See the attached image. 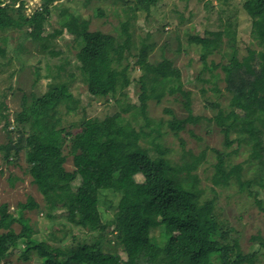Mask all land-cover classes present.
<instances>
[{"label":"trees","instance_id":"trees-1","mask_svg":"<svg viewBox=\"0 0 264 264\" xmlns=\"http://www.w3.org/2000/svg\"><path fill=\"white\" fill-rule=\"evenodd\" d=\"M58 1L41 0L42 8L34 16H28L24 7L15 6L18 2L24 4L25 0L7 3L0 0V30H6L21 17L25 24L33 25L35 18L51 14ZM158 1L115 0L119 7L134 6L136 12L131 20L121 21L118 35L95 30L76 38L77 58L91 95L107 97L109 91L100 83L127 74V66L120 69L117 65H121L125 53L134 47L131 21H137L143 12L149 16ZM243 8L259 48H249L248 54L240 58L235 44L238 22L230 18L223 20V33L234 45L232 50L225 51L228 61L214 63L213 67L222 68L233 111L231 118L219 122L224 144L227 147L234 142L246 144L249 155L244 162L228 164L227 158L238 149H214L212 181L215 186L226 187L234 178L240 189L247 191L263 208L260 195L264 193V22L260 17L264 14V0H246ZM96 10L99 13L101 8ZM59 13L58 34L78 32L79 19L89 24V20L70 13L66 7ZM183 17L180 13L181 21ZM150 36L147 34L145 38ZM188 40L200 45L201 59L206 64L211 54L224 47L208 35H190ZM140 43V54L149 55L155 47V42L148 43L146 39ZM162 61L161 69L143 70L139 79L140 104L133 106L136 110L131 111L133 117L124 114L131 109L128 105L104 118L86 117L79 129L73 131L62 126L59 105H78L80 99L68 89L43 102L44 111L35 118L38 129L23 134L18 142L25 148L33 183L44 197L46 217L64 216L72 227L86 230L92 242L63 244L66 234L61 237L56 232H51L50 240L39 238L34 234L30 218L24 215L26 209H38L39 203L30 197L20 204L17 212H12L4 202L0 203V264L15 254L28 260L33 252L39 255L40 264H264L260 262L258 250L245 253L239 238H231L227 219L216 206V191L214 195H204L197 169L205 160V150L195 155L183 146L182 161H174L167 155L170 149L156 140L162 136L159 129L164 121L156 124L157 136L147 141L150 146L143 144L142 138L147 132L143 126L138 130L133 118L140 113L147 126L152 125V119L147 116L148 99L155 98L158 102L167 92L177 91L186 97L184 103L189 114L186 118L174 116L168 122L177 134L189 123L199 120L192 114L191 92L183 88L181 68L166 56ZM217 82H214L215 91H219ZM231 132L237 134L233 139ZM1 147L8 162L13 151H19L11 143ZM69 155L73 158V170L65 166ZM254 162L257 164L254 175L244 180V164ZM90 190L98 194L97 203L89 198ZM108 194L117 199L116 202L112 198L106 200L107 209L112 208L111 214L99 204ZM16 222L22 225L19 231L14 227ZM261 245L264 247V241Z\"/></svg>","mask_w":264,"mask_h":264},{"label":"rangeland","instance_id":"rangeland-1","mask_svg":"<svg viewBox=\"0 0 264 264\" xmlns=\"http://www.w3.org/2000/svg\"><path fill=\"white\" fill-rule=\"evenodd\" d=\"M114 1L59 0L51 14L35 18L33 25L25 24L24 17H21L16 23L8 25L6 30H0V148L1 145L11 143L19 149L18 152L13 151L9 162L4 158V150H0V203H8L10 210L17 212L20 204L32 197L40 206L38 209H26L24 215L30 218L36 236L50 240L51 232H56L61 237L66 234L63 244L71 245L83 240L92 242L86 230L72 227L64 216L59 215L55 219L46 217L44 197L33 183L25 148L19 144L18 138L38 129L39 124L35 118L44 111L43 102L68 89L80 99V103L59 105L61 124L66 129L76 131L84 118H104L128 105H131V109L124 114L131 116V111L136 112L133 106L140 104L142 86L139 79L143 70L161 69L162 60L166 56L181 68L183 88L191 92L192 114L199 120L197 123H189L179 134L168 125L174 116L186 118L189 114L184 103L186 97L177 91L167 92L158 102L155 98L148 99L147 116L152 119V125L147 126L145 118L139 113L134 115V126L138 130L144 127L147 135L143 136L142 142L150 146L147 141L157 136L156 124L164 121L159 129L162 136L156 140L170 149L167 155L176 162L182 161L183 146L195 155L206 151L205 160L197 169L204 195H214L216 191V206L221 216L227 219L226 227L230 228L231 238H239L245 253L258 250L260 262L264 263V247L261 245L264 241V207H260L247 191L241 190L234 178L226 187L215 186L212 181L216 161L214 149H238V152L227 158L228 164L244 162L249 155V146L246 144L234 142L230 147L224 144V133L219 122L231 118L233 111L230 107V94L225 89L222 68L213 67L214 63L228 61L225 51L232 50L234 45L223 33V20L230 18L238 22L235 44L240 51V58L248 54L249 48H259L251 32L252 23L243 8L246 0H228L227 4L224 0H159L149 16L143 12L137 21H131L134 47L130 53H125L121 65H117L120 69L127 66V74L104 79L100 84L109 94L107 97H97L88 91V83L77 58L78 45L75 40L86 31L101 30L119 34L121 21L131 20L136 12L134 6L119 7ZM33 2V7L21 2L15 6L18 9L24 7V13L32 16L40 6L39 1ZM65 7L70 13L89 20V24L79 19L78 32L73 35L66 31L56 33V30L61 29L59 12ZM97 8H101L99 13L96 12L99 11ZM219 12H222V16ZM180 13L184 15V21L179 19ZM260 20L264 22V14ZM147 34L151 35L149 39L145 38ZM195 34L212 36L224 45L208 57L207 64L201 59L200 45L188 40L190 35ZM142 39L148 43L155 42L149 55L139 53ZM214 82H217L219 91L214 90ZM236 136L235 132H231L232 139ZM65 152L68 153L67 149ZM65 166L68 170L75 168L71 155ZM244 167L243 179L246 180L254 175L257 164L247 163ZM88 196L98 202L95 190H90ZM108 198L115 202L117 200L112 194L102 197L99 203L102 208L107 209ZM260 198L264 206V193H261ZM107 211L111 214L112 208ZM14 227L19 231L22 225L16 222ZM74 236L77 238L74 239ZM119 251L125 257L124 252L121 249ZM40 262L39 255L33 252L28 260L15 254L1 264Z\"/></svg>","mask_w":264,"mask_h":264},{"label":"built area","instance_id":"built-area-1","mask_svg":"<svg viewBox=\"0 0 264 264\" xmlns=\"http://www.w3.org/2000/svg\"><path fill=\"white\" fill-rule=\"evenodd\" d=\"M34 1H39V0H34ZM25 3L29 4L31 7H33V4H34L33 0H29Z\"/></svg>","mask_w":264,"mask_h":264},{"label":"clouds","instance_id":"clouds-1","mask_svg":"<svg viewBox=\"0 0 264 264\" xmlns=\"http://www.w3.org/2000/svg\"><path fill=\"white\" fill-rule=\"evenodd\" d=\"M27 1H29V0H25V2H27ZM25 2H24V3H25ZM39 3H40L39 9H41V8H42V7H41V3H42L41 0H39Z\"/></svg>","mask_w":264,"mask_h":264}]
</instances>
